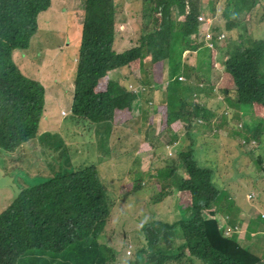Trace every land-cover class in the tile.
<instances>
[{
  "label": "trees",
  "instance_id": "trees-1",
  "mask_svg": "<svg viewBox=\"0 0 264 264\" xmlns=\"http://www.w3.org/2000/svg\"><path fill=\"white\" fill-rule=\"evenodd\" d=\"M51 1L0 0V159L9 164L4 165L3 171L9 175L8 184L13 193L6 203L2 202L6 207L0 213V264H100L110 248L101 245L99 238L105 235L117 241L113 234L114 222H108L111 212H116L120 221L125 212L126 202L117 205L118 195L116 201L111 202L96 167L77 168L83 160L66 167L45 166L49 174L46 177L28 173L29 170L40 172L37 166L43 133L35 120L44 106L45 89L23 75L14 61V53L21 50L28 54L39 31V16L50 10ZM121 1L84 0L79 32L74 24L71 26L78 44L72 42L70 52L80 48L73 112H80L97 123L98 132L109 130L110 150L119 151L116 143L122 145L124 151L135 153L153 150L145 139L140 143L143 135L138 136V131L143 129L144 135L148 134L159 109L154 105L157 100L151 103L144 99L149 105L146 122L140 119L134 130L124 128L123 125L133 120L131 107L136 95L130 86L140 84L144 91L151 90L160 86L162 79L158 74L143 70L139 57L141 46L136 47V38L126 40L116 35V8ZM218 3L219 0H211L209 6ZM184 4L185 0H144L137 5L141 11L140 40L146 38L153 49L170 37L183 44L173 63L175 69L179 67L176 76L184 69L186 53L197 48L200 30L197 22L200 0H193L190 10ZM225 4L234 7L233 18L239 20L258 4V0H227ZM178 11L180 18L176 23L174 17ZM137 13L129 14V22L134 21ZM238 29L243 33L236 37ZM227 30L232 39L241 42L222 40L228 46L224 44L222 56L227 53L229 62L241 58L242 44H264L259 34L254 37L247 28L229 24ZM115 44L120 45V53L115 52ZM261 66H264V52L258 49L242 63L243 69ZM184 72L190 79V73ZM113 74H120V77L113 80ZM199 84L200 78L195 77V86ZM187 90L188 85L173 77L169 89L162 94L164 108L157 137L163 143L168 140L167 144L172 143L190 130L212 127V120L206 114L204 116L194 106L187 107V96L179 94ZM261 92L260 87L248 92L246 108L240 110L239 120H243V128L261 146L259 160L264 161V93ZM238 125L239 122L223 121L220 127ZM232 145L231 139L195 144L185 139L183 151L177 158L168 156L165 148H154L153 162L165 161L172 168L156 169L152 163V168L144 174L156 175L160 183L146 191L141 203L159 205L172 188L171 194L176 191L187 207L175 223H142L146 233L167 242L166 247L150 258V264L264 263V250L261 252L258 245H242L240 233L234 235V231L230 239L225 238L219 227L222 218L232 227L244 226L243 234L250 242L264 233V205L259 209L253 202L245 203L256 208V212L244 218L239 202L230 199L225 191V180L234 183L239 180L238 169L230 166L227 156ZM195 150L204 151L208 156L205 162L196 159ZM179 164L186 177H176ZM22 170L25 171L22 173ZM20 175H26L27 179L40 177L34 183L23 180ZM7 201H10L8 205ZM146 211L144 207L143 212Z\"/></svg>",
  "mask_w": 264,
  "mask_h": 264
},
{
  "label": "clouds",
  "instance_id": "clouds-1",
  "mask_svg": "<svg viewBox=\"0 0 264 264\" xmlns=\"http://www.w3.org/2000/svg\"><path fill=\"white\" fill-rule=\"evenodd\" d=\"M129 1L130 0H125L124 3L129 4ZM226 1L227 0H219L217 5L209 6L211 0H200L201 7L197 8V22L200 27L198 39L196 41L197 48L195 50H189V52L185 55L187 58L188 56H191L190 58L193 60L191 65L193 67L186 65L184 58V69L180 75H174L179 67L175 69L173 63L183 44H181L176 38L170 37L160 41L153 49V46L148 40H146V38L142 40L139 39L141 35L140 31L136 47L141 46L139 53L141 66L146 72L158 74V76L162 79V83L160 86L146 91L142 89L140 84H134L130 86V88L133 94L136 95L135 100L138 101V104H140L139 100L143 97V92L145 94L150 93V98L151 96L152 98H155V94H157L155 99H158L169 89L173 77L179 78L182 83L189 86V90L179 93H184L187 96V107L191 108L194 106L198 108L204 116L206 114L212 120V127L209 129H194L187 131L181 138L172 141V143L169 144H167L168 140L164 145L166 154L170 157H179L185 146V139H187L191 144L202 143V141L205 140L231 139L233 140V146L229 148L227 156L231 165H235L236 169H238L239 179L248 172L243 165L244 159L250 158L255 162L257 167L260 168L259 170L263 174V183H260L261 191H263L264 161L259 160L262 148L256 144L255 139L251 138L246 132V129L243 128V120H239V113L241 109L246 108L245 99L249 97V91L253 88L260 87L262 89L261 93H264V66L255 67L253 69L242 68V63L248 59V55L251 52H254L256 49L264 52V44L259 43L258 46L256 44H242L244 53L241 55V58L238 61L232 60L231 62L227 60V53L225 56H222L220 49L225 44V41L222 40H225L227 37L228 42L233 40L241 43L239 40L232 39L230 37V31L227 30L228 25H238V27L248 29V22H250L253 18V12L260 7L261 4L264 5V0H258V4L253 7L250 12L246 11L245 13L247 14L239 20H235L233 18L234 7L227 6L225 4ZM192 4L193 0H185L184 5L186 9L190 10ZM116 9L117 19L118 12H120V5ZM179 13L180 11H178L174 17L176 23L180 18ZM259 23L264 24V15L260 18ZM238 31L242 30L238 29ZM262 36H264V29H262L260 37ZM252 41L255 42L254 40ZM115 45H118L119 47L116 53H120V45ZM204 47H206L209 52L202 53V49H204ZM74 50L75 53L70 56V62H68L67 66H65L62 70L61 79L54 80L48 86H46L39 78H34V80H32L40 83L45 89L44 106L43 109L40 110V115L35 121L38 123V130L42 131V133L46 130L61 131L59 109L61 108L62 103L68 105L71 102L70 107L73 115L86 119L87 122L92 125H97V136L98 124H95V122L89 120L84 115L80 114V112H73L76 78L75 73L77 75L75 69L76 66L78 69L79 64L77 49ZM16 53H18V50H16L15 56ZM179 66H181V64H179ZM185 70L190 73V79L185 75ZM26 77L29 79L28 76ZM195 77L200 78V84L198 86H195ZM67 88H69L70 92L68 99H66ZM135 89H137V91H135ZM149 101L151 103L153 102L150 99ZM142 102H144V100H142ZM155 106L159 109V113H156L155 115L160 116L159 120H161L164 108L163 99L160 98V100H157ZM192 110L194 111V108H192ZM62 115L68 116V113L63 111ZM146 117H148V115H146ZM223 121L239 122V125L234 128H228L227 126L220 127V124ZM45 136L46 134H43V138ZM145 152L146 151L139 150L134 153V157L136 158L137 155ZM52 155L54 160H56L59 165L63 162V156L59 153L55 152ZM1 161L4 162V165L9 166V164L3 159H0V162ZM79 161L80 160L77 158H74L70 165H77ZM16 163L19 164L20 162L16 161ZM77 168L80 167L78 166ZM145 172H142L141 174H144ZM256 172L257 171L254 173ZM156 177L157 176L154 175L153 177L148 178L150 181L148 185H144L143 180L141 179L135 185L133 183H130L129 186L126 185L125 191L122 188L120 190L123 192L127 191V193L140 191L142 195L141 198L144 199L146 198L144 196L146 195V191L158 182ZM225 181L226 192L231 198V190L235 183L229 182L228 180ZM160 187L162 188L161 185ZM253 187L254 185L246 186V192L249 190L251 192ZM169 192V196L163 198V201L159 205L154 206V212L152 213L149 221L142 220L143 218L140 213L135 214L137 207L133 206L132 211L134 219L126 222L120 233H117L115 229L113 231L117 241L110 240L105 235L99 238L101 245L110 248V251L100 264H150V258L162 248L166 247L167 242L146 233L144 230L145 226H143L142 223H153L157 221L175 223L178 215L181 214L187 207L186 203L181 199L176 191H173L171 194V188ZM138 202L141 203L139 199ZM141 205L144 204L141 203ZM113 218L114 213L111 212L108 222H112ZM219 227L223 231L225 238L229 233V230H232L231 233L234 231L233 229H230L229 224L223 218ZM130 235L133 236L130 237ZM172 264L181 263L174 262Z\"/></svg>",
  "mask_w": 264,
  "mask_h": 264
},
{
  "label": "rangeland",
  "instance_id": "rangeland-1",
  "mask_svg": "<svg viewBox=\"0 0 264 264\" xmlns=\"http://www.w3.org/2000/svg\"><path fill=\"white\" fill-rule=\"evenodd\" d=\"M125 0H122L120 3V12H118V21L116 22V35L122 36L126 40H131L139 37L141 31L140 23V14L141 11L137 8L139 3H143V0H130L129 4L124 3ZM51 8L48 12L42 13L39 16V31L35 34L28 54L18 50V53H14L15 63L19 67L20 71L28 76L29 79L34 80V78L41 79L46 86L56 79L62 78V70L70 62V56L75 53V50L70 52V45L72 42L78 44V40L74 39V32H71V26L74 24L75 30L79 32L80 27L78 26L79 21L84 12V0H52ZM138 12L136 18L133 22H129V14ZM264 15V5L261 4L253 12V18L249 24V31L253 33V36L256 37V34L259 36L262 34V29H264V24L259 23L260 18ZM130 24V25H128ZM133 26V28H131ZM242 31L236 32L235 36L238 37ZM228 41V37L225 39ZM259 40H264V36L259 37ZM227 43V42H226ZM225 43V44H226ZM227 46V44H226ZM221 47V52L223 48ZM118 45H114L115 52L118 50ZM228 48V46H227ZM78 48L77 53L79 55ZM202 53L209 52V50L204 47ZM194 54V53H192ZM191 56L185 57V64L190 65L193 63ZM77 72V66H76ZM76 76V73H75ZM120 77V74H113L112 79L117 80ZM74 86V83H73ZM137 91V89H135ZM69 88L66 89V99L69 98ZM143 97L138 101L134 100L132 103V115L133 120L125 125L124 128L134 130L139 123V120L142 117V120L146 122V110L149 109L148 103L142 102L144 99H150L151 101L160 100L162 95L158 98L155 94V98H150V93H142ZM71 102L68 105L64 103L61 104L59 109V115L61 120V131L46 130L43 134L46 136L42 139L39 152L41 154L40 163L37 166V169L40 172L35 170H29V174L32 175H42L43 177L48 176L45 171V166L56 165L58 162L54 160L53 153H59L63 156V162L60 163V166L66 167L70 165L71 161L74 158L78 160H83L81 166L79 167H96L99 173L100 180L104 188L108 190V196L110 197L111 202L116 201V195L121 202H126L123 205L125 212L122 214V220L120 221L114 213V226L117 233H120L122 227L126 222L132 221L134 219L132 208L133 206L137 207L135 214L140 213L142 215V220L149 221L152 213L154 212V206H144L138 202V199L142 201L141 192L137 191L135 193H127L118 189L122 186V189L125 191V187L128 183H133L134 185L143 180L144 185L149 184L148 178L149 175L141 174L142 172L148 171L149 167L156 169L172 168V166L165 161L153 162L154 160V148H164L165 143L161 141L158 137V131L161 125V120H159L158 115H154L152 121L154 124L148 129V134L144 135L143 129L138 131V136H140L139 141L145 139V143L152 145L153 150L146 151L143 154L137 155L134 157V153L129 151H124L125 148L122 145L115 144L119 151L110 150L108 145L110 144L111 139L109 138V130L104 132H98L96 136V126L87 122L86 119L76 117L71 112ZM155 105V104H154ZM65 111L68 113V116H63L62 112ZM131 146V138L129 137V147ZM233 146V145H232ZM48 153V156H47ZM194 156L197 160L205 162L208 156L202 150H195ZM45 165V166H44ZM244 167L248 171L243 175L238 181L235 182L231 193L233 199L239 202L240 207L243 208L244 218H248L249 215H253L256 212V208L261 209V205H264V189L261 191L260 183H263V174L257 167L255 162L250 159H244ZM231 166V163H230ZM4 162H0V213L6 205V199L12 198L13 193L9 188L8 180L9 175L3 171ZM25 170H22V173ZM257 171L256 173H254ZM186 175L185 170L182 167V164H179L176 177ZM18 176V175H16ZM35 179H27L26 175H20V177L29 182H36L39 177ZM159 184V178L156 177ZM154 184V185H156ZM248 185H254L253 190L250 192L245 190V187ZM159 187V186H158ZM163 188V187H162ZM120 190V191H119ZM164 190V188H163ZM119 191V192H118ZM226 191V190H225ZM2 202H5L2 204ZM7 205L10 201H7ZM247 202H253L256 208H251ZM113 207L114 204L111 203ZM148 209V211L143 212V208ZM230 229L234 230V235L240 233V243L242 245L249 244L250 246L258 245L260 251L264 250V233H260L256 239H253L251 242L248 240L244 233V226L232 227L229 225ZM232 230H229V233L226 235V238L230 239L232 237ZM133 235H130L132 237ZM264 264V263H261Z\"/></svg>",
  "mask_w": 264,
  "mask_h": 264
}]
</instances>
